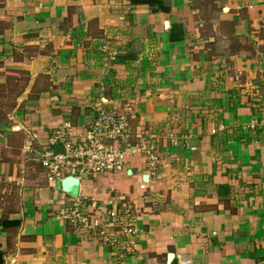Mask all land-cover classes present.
I'll return each instance as SVG.
<instances>
[{
	"label": "crops",
	"instance_id": "1",
	"mask_svg": "<svg viewBox=\"0 0 264 264\" xmlns=\"http://www.w3.org/2000/svg\"><path fill=\"white\" fill-rule=\"evenodd\" d=\"M97 103L124 171L68 194L40 155ZM263 119L264 0H0V264H264ZM76 199L136 232L78 230Z\"/></svg>",
	"mask_w": 264,
	"mask_h": 264
},
{
	"label": "built area",
	"instance_id": "2",
	"mask_svg": "<svg viewBox=\"0 0 264 264\" xmlns=\"http://www.w3.org/2000/svg\"><path fill=\"white\" fill-rule=\"evenodd\" d=\"M261 123L264 124V119ZM129 136V120L124 112L113 106L106 109L103 103H97L94 115L84 128L83 134L72 138L64 131L55 132L50 138V144L52 147L60 144L64 152L55 154L52 149L45 150L40 155V162L49 181L63 178L65 174L78 179H93L102 175L119 174L124 171L123 156L125 153L118 146ZM147 142L143 140L136 148L131 145L130 152L134 153L137 150L142 152L152 164L155 157ZM81 205V200L76 199L71 206L61 210L63 218L78 230L93 231L92 229L96 228L97 235L100 238L107 236L105 241L112 245L113 236L107 234V230L112 226L120 227L124 233L136 232L130 210L126 207L115 212H102L94 204L86 205L88 210L85 211L81 209Z\"/></svg>",
	"mask_w": 264,
	"mask_h": 264
},
{
	"label": "water",
	"instance_id": "3",
	"mask_svg": "<svg viewBox=\"0 0 264 264\" xmlns=\"http://www.w3.org/2000/svg\"><path fill=\"white\" fill-rule=\"evenodd\" d=\"M53 151L55 154H63V148L60 144L54 145ZM144 180H147L145 176ZM61 189L68 193V194H75L76 190L78 189L79 179L74 176H68L64 178L61 183Z\"/></svg>",
	"mask_w": 264,
	"mask_h": 264
}]
</instances>
